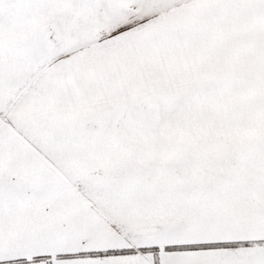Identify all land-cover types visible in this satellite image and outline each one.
Wrapping results in <instances>:
<instances>
[{
    "label": "snow or ice",
    "instance_id": "obj_1",
    "mask_svg": "<svg viewBox=\"0 0 264 264\" xmlns=\"http://www.w3.org/2000/svg\"><path fill=\"white\" fill-rule=\"evenodd\" d=\"M0 264H264V0H0Z\"/></svg>",
    "mask_w": 264,
    "mask_h": 264
}]
</instances>
